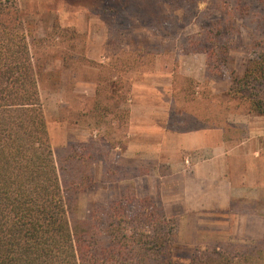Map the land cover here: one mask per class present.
Instances as JSON below:
<instances>
[{
    "label": "rangeland",
    "instance_id": "1",
    "mask_svg": "<svg viewBox=\"0 0 264 264\" xmlns=\"http://www.w3.org/2000/svg\"><path fill=\"white\" fill-rule=\"evenodd\" d=\"M18 2L72 222L87 217L93 205L107 206L132 192L178 205V183L167 179L168 140L159 131L170 112L168 130L213 127L229 148L258 141L264 148V118L229 95L230 71H246L251 35L264 38V0ZM219 20L230 21L231 33L237 28L240 36L225 75L209 79L199 37ZM133 113L140 132L132 127ZM257 193L261 199L236 207L264 210L259 186L250 191ZM169 217L179 222L177 264H188L196 248L222 254L210 264L235 254L242 264H264L263 247L218 239V231L200 246L199 216Z\"/></svg>",
    "mask_w": 264,
    "mask_h": 264
},
{
    "label": "trees",
    "instance_id": "2",
    "mask_svg": "<svg viewBox=\"0 0 264 264\" xmlns=\"http://www.w3.org/2000/svg\"><path fill=\"white\" fill-rule=\"evenodd\" d=\"M211 24L199 37L209 79L225 75L240 36L230 21ZM251 37L245 73L230 71L229 95L264 117V38ZM180 250L179 222L154 197L132 192L72 222L23 13L18 0H0V264H177ZM218 257L196 248L188 264ZM235 259L219 264H242Z\"/></svg>",
    "mask_w": 264,
    "mask_h": 264
},
{
    "label": "crops",
    "instance_id": "3",
    "mask_svg": "<svg viewBox=\"0 0 264 264\" xmlns=\"http://www.w3.org/2000/svg\"><path fill=\"white\" fill-rule=\"evenodd\" d=\"M135 115L133 113L131 122L134 131L141 128L138 125L141 121ZM168 117L172 119L171 112L165 116L166 124L160 122L165 124L164 130H159L167 137L170 151L172 170L167 179L178 183L177 190L181 194L179 200L176 197L178 205L175 208L168 206L170 202L163 198L167 215L199 216L195 230H199L200 246H205L204 241L214 240L218 231V239L248 241L264 250V210L236 207L245 200L261 199L259 193L250 194V191L255 192L257 186L264 191L263 145L259 141L240 142L229 148L226 143L219 142L218 137L223 132L213 127L171 131L167 127ZM186 221L182 219L183 224Z\"/></svg>",
    "mask_w": 264,
    "mask_h": 264
}]
</instances>
